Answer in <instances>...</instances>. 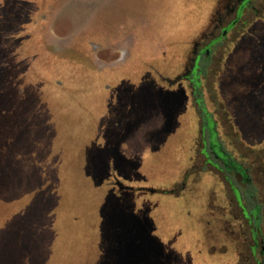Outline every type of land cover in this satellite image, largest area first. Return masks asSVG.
<instances>
[{
	"label": "flooded vegetation",
	"instance_id": "1",
	"mask_svg": "<svg viewBox=\"0 0 264 264\" xmlns=\"http://www.w3.org/2000/svg\"><path fill=\"white\" fill-rule=\"evenodd\" d=\"M64 1L0 0V44L9 43L6 52L10 61L6 63L23 74L19 85H24V89L38 85L42 79L24 75L33 68L42 71L43 76L46 73L42 83L46 92L55 89L54 97L58 98L64 115L73 118L77 115L73 110L76 103L81 102L87 108L85 114L91 113L85 104L92 98L85 85H73L77 78L103 77L105 83L100 95L107 103L118 101L120 89L133 84L142 86L147 79L164 93L158 118L152 124L154 137H146L149 124L142 118L134 121L135 124L129 118L124 130L120 128L121 117L115 119L108 139L102 124L108 114L100 119L99 127L92 129L95 140L89 141L88 147L108 151L103 154L106 159L103 163L109 169L107 180L98 186L92 177L87 178L94 191L92 212L96 215L91 227L99 236L91 264H98L102 255L101 210L111 198L119 199L120 204L125 198L124 202L132 206L130 211L139 221L149 215L155 224L152 233L163 244L165 261L199 264L196 257L207 251L209 256L227 254L230 248L226 245L216 248L208 244V237L216 234L214 230L202 235L194 229L204 241L199 242L195 253L192 242L197 239L183 237L182 231H174L172 235L173 230L159 226L164 218L153 214V210L160 214L161 201L167 195L180 198L189 181L199 182L201 173H210L225 196L223 203L219 195L209 196L210 211L206 202L201 201V225L209 217L206 212L211 214L210 220L217 221L226 201L228 213L239 220L240 235L236 258L228 264H264V101L257 103L251 89L264 85V80L259 83L251 75L253 70L259 72L264 68V0H211L217 3L210 18L202 16L195 31L197 39L170 53L168 63H161L153 54L142 51L131 38L133 35L122 36L116 47L97 43L93 37L95 26L89 31L90 36L88 32L82 33L66 46L53 47L49 26ZM203 18H207L206 22L210 20L207 26ZM104 50L114 55L105 64L98 58ZM242 53L244 62L237 64ZM66 84L72 86L67 88ZM237 95L243 98L237 101ZM106 107L109 110L108 104ZM241 137L246 145L240 141ZM146 166L158 169L157 177L165 178L166 173L172 180L176 176V180L170 188L152 189V181L145 174ZM253 211L258 213L257 217ZM225 214L219 219L222 224L226 221ZM205 264L213 263L209 259Z\"/></svg>",
	"mask_w": 264,
	"mask_h": 264
},
{
	"label": "rangeland",
	"instance_id": "2",
	"mask_svg": "<svg viewBox=\"0 0 264 264\" xmlns=\"http://www.w3.org/2000/svg\"><path fill=\"white\" fill-rule=\"evenodd\" d=\"M210 1L65 0L49 26V35L53 47L61 48L73 42L82 33L88 32L90 36L89 31L95 26L93 37L97 39V43L116 47L117 41H122V36L133 35L131 38L136 40V45L138 44L142 51L153 54L161 63H168V55L171 57L170 53L173 54L186 42H194L197 39L195 31L199 27L202 16L210 18L212 8L217 3ZM92 20L96 23L90 28ZM206 21L207 18H203V22ZM209 21L206 22V26ZM194 34L195 36H193ZM7 44L9 43H5L3 46L0 44V108L5 100V111L1 112L0 117H9V122H12L17 131V137L14 141L11 137L8 138V143H12L9 145L11 148L2 152L0 165H8L11 162L10 165L16 169V179L20 180L18 181L20 183L23 182L25 187L21 189L24 193L20 195L13 193L15 197L10 201L0 198V264H91L94 259V244L99 241V236L91 227L96 222V215L92 212L94 191L87 178L92 177L95 180V185L98 186V183L105 182L107 177L99 178L96 174V166L101 165L106 159L98 157L103 154L98 153L99 150L95 151L94 148L88 147L90 145L87 143L95 140L94 130L100 126V119L107 114L108 117L102 119L106 139L112 136L110 130H113V128L111 129L113 122L120 117V128L123 130L127 128L129 118L133 122L142 118L149 124L146 125L148 131L145 133L146 137H154L156 133L152 129V124L158 118L156 116L159 114L164 93L155 87V83L149 82L147 79L142 86H138V84L125 86L120 89L119 94L116 92L118 101L107 103V100L105 102L101 100L103 97L100 95L105 79L103 77L93 79L88 77L86 80H82L84 77H81L74 79L73 85L77 86L82 83L87 87V94L92 100L85 105L90 107L91 113L96 116V119H93V114L84 113L87 108L83 107L81 102L76 103L73 109L77 114L75 118L72 115L65 116L63 107L56 100L58 98L54 97L57 91L53 89L46 92V85L42 84L46 73L43 76L42 71L36 72V69L33 68L31 73H24V75L33 76L34 80L42 79L40 82L35 81L38 85L28 89H24L22 87L24 85H19V79L23 74L21 75L20 70L14 69L15 67L12 70L11 65L5 62L10 61L6 52ZM113 56L110 51L105 50L98 54L100 62L104 64L110 62ZM244 56L243 53L238 55L236 63L244 62ZM253 58H255L254 55ZM2 67H8L4 73ZM251 75L255 78L254 80L257 79L260 83L264 80V68L259 72L253 70ZM16 84L20 88L15 86ZM71 86V84L65 85L67 88ZM7 88L13 89L9 92ZM22 88L23 90H21ZM251 89L254 90V99L257 100V103H263L264 100L260 98H264V85L253 86ZM14 91L19 94L16 96ZM7 92L9 96H6ZM11 93L13 94L10 95ZM242 96L235 97L237 101H240ZM220 101L224 103V101ZM107 104L110 107L109 110L107 107L105 109ZM24 118L27 121L31 120L32 126L16 129L20 123L18 121ZM141 123L143 122L141 121ZM1 128L2 126H0V139H5L11 133L1 131ZM238 131L237 128V133H239ZM240 141L247 144L243 137ZM247 142L250 144V140ZM187 164H189L188 161ZM155 170L153 167H145V174L152 181L151 185H148L152 189L170 188L172 181L176 180V176L173 180L166 173L164 174L165 178L157 177L155 174L158 169L155 168ZM213 178L210 173L199 174V182L189 181L180 198H172L167 195L161 201L160 214H155L154 210L153 214L164 218V221L162 220L159 224L160 227H168L173 232L182 231L183 237L193 236L197 239L192 242L195 253L198 250L199 242H204L197 232L207 235L209 229L214 230L216 234L208 237V244L218 246L216 248L226 245L230 251L227 254L217 253L212 256H209L207 251L205 254L199 255L200 257H196L198 258L196 261L199 264H205L210 259L213 264H228L236 258L235 250L238 248L240 235L237 232L239 220L228 213L226 201L217 221L210 220V218L212 219L211 214L206 212L209 217L203 220L205 225H201L200 211L203 207L199 208L201 201L204 200L208 206V197L213 194L220 196L218 199L222 201L221 203L225 198L222 187ZM13 191H16V188H13ZM1 196L8 198V194L2 193L0 186ZM124 199H121L122 204L119 199L113 200L111 212L108 209L109 204L106 205V213H103L104 205L102 207L103 224L100 236L102 255L98 262H102L106 257L104 253L106 239L104 240L103 233L107 228L105 220L106 218L109 220L110 217V221L115 225L119 222L117 227L119 231H137L139 234L137 241L142 242L144 246H149V242L154 239L155 245L153 246L157 248L158 259L164 264H175V260H164L163 244L159 243L152 233L155 224L149 215H145V219L139 221L138 217L130 211L132 206H127ZM165 203L168 205L165 206ZM208 210L210 211L212 208L208 206ZM26 211L29 212L28 217L42 212L43 220L40 223L33 221L28 223L30 220L21 216ZM225 212L226 221L225 224H222L219 219ZM255 215L257 217L258 213L255 212ZM19 216L20 223H12ZM148 226L153 229L151 233L148 231ZM33 227L37 228L36 232L39 229V232L44 231L45 238H47L36 245L29 244L28 247L26 245L21 248L20 235L24 231L30 234ZM195 228L198 229L197 232L194 230ZM12 231L20 235L14 238L12 246L11 242L6 246L7 239L5 236L3 237V234ZM49 231L52 232L51 238L48 235ZM174 234L175 232L172 233V235ZM140 257H144V255L139 254L138 259Z\"/></svg>",
	"mask_w": 264,
	"mask_h": 264
},
{
	"label": "water",
	"instance_id": "3",
	"mask_svg": "<svg viewBox=\"0 0 264 264\" xmlns=\"http://www.w3.org/2000/svg\"><path fill=\"white\" fill-rule=\"evenodd\" d=\"M1 40H2V38L0 39V42H1ZM5 62H7V61H5ZM8 63H9V61H8ZM7 68L2 67L3 73ZM10 71H11V68H10ZM12 89L7 88V90H9V92H11ZM12 94L13 93H11L10 95H12ZM14 94L17 96L19 93L17 94L15 92ZM7 95H8V92L6 93V96ZM2 105L3 106L0 108V114L3 110L5 111V100H4ZM32 121H33V119H32ZM18 122H20V123L17 125L16 129H25L27 126H32L31 120L27 121L25 118L22 119L21 121H18ZM0 126H2L1 131L4 130L5 132H7L9 134L11 133L5 139H0L1 140L0 141V156H1V154L4 150H6L7 148H11L9 145H11L12 143L11 144L8 143V138L11 137L12 140L14 141V139L17 137V131L14 129V125L12 124V122H9L8 116H5L4 118L0 117ZM107 152L101 151V150L98 151V153H101V154H105ZM98 157L103 158V155L98 156ZM10 164H11V162L8 165H4V164L0 165L1 191H2V193L5 192L8 194V198L5 196L0 197L4 201H10V199L15 197V195H20L21 193H24L21 191V189H24V187H25L24 186L25 184L23 182L20 183V182H18L20 180L16 179V177H15L16 169H14V167L11 166ZM108 169H109L108 165L105 163H102L101 165L96 166L97 176L99 178L108 177ZM13 188H16V191H13ZM13 193H15L14 196H13ZM112 203H113V199L111 198L104 205L103 213H106V208H107L106 205L107 204H109L108 209L111 212ZM28 213L26 211V213L24 215H21L23 218L26 217L27 220H30L28 223H32L31 221L36 222V223H40V221L43 220L42 212H39L37 215L32 214L29 217L27 216ZM16 219L17 220L13 221L12 223H15V222L20 223V219H21L20 216ZM118 224H119V222L117 223V225L112 223V221H110V217H109V220L107 218L105 220V226L107 228H106L105 233H103V235H104V240L106 239V242L104 244V246L106 248L104 251V253L106 254L105 255L106 257L99 264H164L158 259L159 256L157 257V255H156V249L157 248H155L153 246V245H155L154 239L152 240V242H149V244H150L149 246H144V244L142 242L137 241V239L139 237V234L137 231H135V230H131L129 232L125 231V230L119 231L117 229ZM33 225H35V224H33ZM39 230H38V232H36L37 228L33 227V229L30 230L31 231L30 234L27 231H24L23 234H21V235L15 231H12L10 233L4 232L3 237L5 236L7 239L6 246L8 244H10V242H11L10 245L12 246V242L14 241V238H16L17 235H20L19 242H20L21 248H22V246H26V245H27L26 247H28L29 244L36 245V244L40 243L41 241H43L47 238V237L45 238V235L43 233L44 231L39 232ZM152 230L153 229L148 226L149 233H151ZM49 232H50V234H48V235L51 238L52 232L51 231H49ZM133 232H135V233H133ZM31 234H32V236H31ZM139 254L144 255V257H140L138 259Z\"/></svg>",
	"mask_w": 264,
	"mask_h": 264
},
{
	"label": "trees",
	"instance_id": "4",
	"mask_svg": "<svg viewBox=\"0 0 264 264\" xmlns=\"http://www.w3.org/2000/svg\"><path fill=\"white\" fill-rule=\"evenodd\" d=\"M2 203H3V201H2Z\"/></svg>",
	"mask_w": 264,
	"mask_h": 264
}]
</instances>
